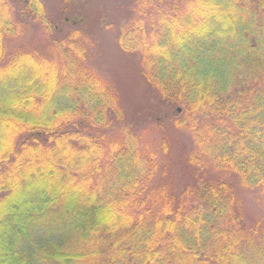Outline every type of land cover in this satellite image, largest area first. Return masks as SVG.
Here are the masks:
<instances>
[{
	"label": "trees",
	"instance_id": "16d2710c",
	"mask_svg": "<svg viewBox=\"0 0 264 264\" xmlns=\"http://www.w3.org/2000/svg\"><path fill=\"white\" fill-rule=\"evenodd\" d=\"M132 5L117 47L141 58L161 113L178 108L194 182L160 181L158 147L86 67L79 28L0 0V264H264V0ZM23 18L58 37L11 51Z\"/></svg>",
	"mask_w": 264,
	"mask_h": 264
},
{
	"label": "rangeland",
	"instance_id": "374dc122",
	"mask_svg": "<svg viewBox=\"0 0 264 264\" xmlns=\"http://www.w3.org/2000/svg\"><path fill=\"white\" fill-rule=\"evenodd\" d=\"M20 8L24 0H12ZM46 16L59 34L79 28L86 39V67L114 91L124 116V123L150 148L161 154L160 164L167 167L164 175L157 174L160 181L181 190L195 180V169L186 161L193 146L188 131L174 126L172 119L178 116L176 107L162 114L153 92L142 76L141 58L135 52L125 53L117 47V36L121 26L132 14V0H40ZM14 39L7 41L13 50H33L43 47L49 37H58L55 32L48 35L38 23L30 22ZM48 45V44H47ZM42 50V49H40ZM167 111V109H165ZM166 139L168 155L160 151ZM208 176L214 174L206 172ZM166 175V176H165ZM157 177V178H158ZM240 214L246 224L262 217V213L248 196L242 195Z\"/></svg>",
	"mask_w": 264,
	"mask_h": 264
},
{
	"label": "water",
	"instance_id": "95a60500",
	"mask_svg": "<svg viewBox=\"0 0 264 264\" xmlns=\"http://www.w3.org/2000/svg\"><path fill=\"white\" fill-rule=\"evenodd\" d=\"M180 111V110H179Z\"/></svg>",
	"mask_w": 264,
	"mask_h": 264
}]
</instances>
